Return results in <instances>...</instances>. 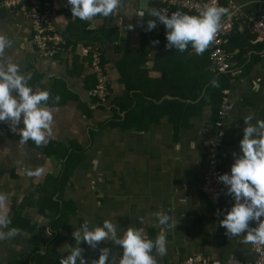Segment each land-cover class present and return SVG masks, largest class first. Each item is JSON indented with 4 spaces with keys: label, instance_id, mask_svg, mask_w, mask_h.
Returning <instances> with one entry per match:
<instances>
[{
    "label": "crops",
    "instance_id": "1",
    "mask_svg": "<svg viewBox=\"0 0 264 264\" xmlns=\"http://www.w3.org/2000/svg\"><path fill=\"white\" fill-rule=\"evenodd\" d=\"M45 1L50 24L67 44L53 58L38 54L24 9H0V35L12 41L0 62L18 64L34 92L48 91L53 114V137L41 147L31 140L21 147L20 139L0 135V192L8 195L0 212L8 213L9 229L21 230L0 241V264H59L68 254L66 245L75 246V228L86 220L99 226L106 219L119 229H142L153 241L165 234L167 254L153 249L157 264H178L196 255L216 264L252 261L251 243H242L243 236L229 239L218 224L232 204L203 193L216 140L215 112L204 104L215 81L210 45L201 55L191 45L182 53L167 49L164 25L144 30L150 18L145 5L162 10L156 1L124 0L118 13L92 21L72 17L67 0ZM233 1L241 16L224 46L232 64L227 75L231 110L214 149L223 173L230 172L239 154L243 117L264 120V39L252 34L248 23L264 15V0ZM92 43L109 76L104 104L90 95L96 79L92 59L82 50L94 49ZM38 167L44 169L40 177L26 175V169ZM155 212L175 217L176 228L160 226ZM80 247L88 264L103 247L111 249L116 264L122 255L120 246L107 241L96 249Z\"/></svg>",
    "mask_w": 264,
    "mask_h": 264
},
{
    "label": "clouds",
    "instance_id": "2",
    "mask_svg": "<svg viewBox=\"0 0 264 264\" xmlns=\"http://www.w3.org/2000/svg\"><path fill=\"white\" fill-rule=\"evenodd\" d=\"M124 0H67L72 17L81 21H92L95 17L108 18L118 13ZM149 19L145 31H152L157 23H162L166 29L167 49L186 52L189 45L195 55H201L214 40L221 27V19L228 9L217 6L216 0L202 6L197 15H189L174 11L170 15L165 10L148 8L145 5ZM145 13H140L143 20ZM132 29L133 26H127ZM158 44L159 41H153ZM12 47V41L0 35V57L5 49ZM20 72L18 64L0 62V122L9 123L10 127L21 123L19 144L21 147L31 140L37 147L45 145L53 137V114L47 106L50 94L48 91H33L28 86V79ZM55 100L58 102L59 98ZM255 119V123L253 120ZM245 127L243 137L239 141V154H234V163L229 173L218 175V182L225 188V194L230 196L233 204L223 219L218 221L225 229V236L232 239L243 236L244 244L264 245V120L256 119L254 114L243 117ZM28 177H40L44 173L42 167L26 169ZM7 193L0 192V209L7 206ZM222 210H218L220 215ZM158 224L167 230L176 228L177 219L169 214L155 212ZM250 222H256V227H250ZM11 220L7 212H0V241L15 238L20 235V229L11 228ZM141 223L143 219L141 218ZM142 229L128 227L119 229L116 223L104 220L102 225H93L84 221L72 232L75 246L66 245V256H61L59 264H88L83 255L81 243L96 249L101 242H111L122 248L119 264H157L153 249L159 256L167 254V240L161 233L156 239L144 237ZM122 232V234H119ZM117 257L111 254V249H99V257L91 264H116Z\"/></svg>",
    "mask_w": 264,
    "mask_h": 264
},
{
    "label": "built area",
    "instance_id": "3",
    "mask_svg": "<svg viewBox=\"0 0 264 264\" xmlns=\"http://www.w3.org/2000/svg\"><path fill=\"white\" fill-rule=\"evenodd\" d=\"M162 5V10L167 11L170 15L175 8L183 10L184 12L198 14L202 6L206 3H211L212 0H152ZM217 6L226 7L229 11L221 19V27L217 32L214 40L210 43V59L212 62V74L219 76L229 75L232 70L230 56L225 50V41L228 34L234 31L235 24L240 19L239 9L234 5L233 0H216ZM1 8H20L24 9L32 25L31 41L35 46L38 54L45 58H53L63 54L67 50V44L64 38L56 32L50 24L48 3L45 0H6L0 2ZM249 29L252 34L258 35L260 39H264V15L259 17H252L248 21ZM163 26L159 23V27ZM157 27V30H161ZM82 54L85 57L92 59V68L95 75L96 83L90 95L93 101L97 104H104L109 97V76L100 52L84 48ZM229 93V92H228ZM228 93L220 106V109L215 117V141H213L210 148V155L206 169L205 183L203 186V193L214 202H225L233 204L230 196L225 194V186L218 182L217 177L223 174L220 169L219 159L214 149H218L219 143L217 141L218 134L221 133L225 127L227 117L231 110ZM21 125L10 127L7 122H0V135L11 138H18ZM253 227L257 226L256 222H251ZM254 253V259L250 262L239 264H264V245L251 244ZM119 264V262H117ZM178 264H216L212 259L204 255L190 256Z\"/></svg>",
    "mask_w": 264,
    "mask_h": 264
},
{
    "label": "trees",
    "instance_id": "4",
    "mask_svg": "<svg viewBox=\"0 0 264 264\" xmlns=\"http://www.w3.org/2000/svg\"><path fill=\"white\" fill-rule=\"evenodd\" d=\"M91 45V44H90ZM94 47L93 50H96L98 48L96 44H93ZM88 48V46H85ZM92 46L89 47V49ZM92 50V49H91ZM212 78L215 80L211 88L208 90L205 98H204V104L208 105L213 108L215 112V116L217 115L220 106L225 98V94L230 91L231 88V78L230 76H215L212 75Z\"/></svg>",
    "mask_w": 264,
    "mask_h": 264
}]
</instances>
